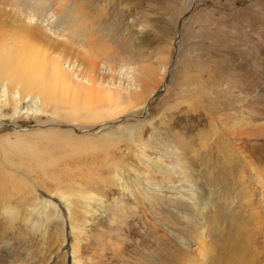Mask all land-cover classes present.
Instances as JSON below:
<instances>
[{
	"label": "rangeland",
	"instance_id": "rangeland-1",
	"mask_svg": "<svg viewBox=\"0 0 264 264\" xmlns=\"http://www.w3.org/2000/svg\"><path fill=\"white\" fill-rule=\"evenodd\" d=\"M1 9L48 37L44 49L23 33L8 40L15 61L44 51L68 81L51 80L54 101L40 110L0 91V264H155L172 249L226 263L240 246L238 264H264V0ZM94 88L121 97L100 101Z\"/></svg>",
	"mask_w": 264,
	"mask_h": 264
},
{
	"label": "bare ground",
	"instance_id": "bare-ground-1",
	"mask_svg": "<svg viewBox=\"0 0 264 264\" xmlns=\"http://www.w3.org/2000/svg\"><path fill=\"white\" fill-rule=\"evenodd\" d=\"M77 7H78V9L80 8L78 5H77ZM2 9L0 10V91H2V95L10 93L12 95L11 98L16 102H18L20 100V97H19L20 95H24L25 98L32 100V102L34 103L37 110H40L47 101H49V100L51 101V99L52 100L54 99V97L52 96L53 92H51V88L49 86L51 80H53L52 82H54V80H55L56 83L58 80H61V81H59L61 83L68 81L67 73H65L62 70L58 61L55 59V57L47 55L44 51L42 53H39V54L38 53L37 54H34V53L31 54L30 53L28 55L30 59L35 58V61H36V63L34 62L35 64H32L33 59L31 60L32 63H28L27 62L28 59L24 60L23 64H22L23 60L18 61V59H17L18 62L15 61V57L13 55L14 53L7 50V47L9 46L8 44H12V42H9L8 40H10V41L14 40L13 45H15L16 44L15 41H17V37H15V36H20L23 33V35H25L29 38V41L32 43L33 48L35 47L36 44H38V45H40V47H42V49H44L49 44L48 37H47V34L41 30L39 25H36V23H32L31 20H25L26 22L23 21V23H18L17 22L18 20L16 17H15L16 19L14 18V15L12 16L9 11L5 12ZM76 12H77L76 14L79 15V10H76ZM3 24L7 25L8 28L7 27L2 28L5 26ZM78 24H80V22ZM1 25H3V26H1ZM20 40H22V39H20ZM57 44L62 45L64 43L63 42H55L54 43V45H57ZM28 46H30V45H28ZM28 48H30V47H28ZM63 49L65 50V48H63ZM70 50H71V48H70ZM88 61L90 62V60H88ZM41 67L44 69L42 70ZM52 85H54V83ZM94 90L96 91V93H94V94L99 96L98 98L100 99V101L114 102L118 98L121 97L120 94H116V93L112 94L113 92L105 90V89H101L102 90L101 91V90L94 88ZM97 91H98V93H100L99 91H101L102 93L98 95ZM138 94H140V93L138 92ZM4 100H5L4 98H0V103L3 102ZM127 130H128L129 137H130L132 134V130H131V128H128ZM25 138L26 137L20 138L18 136V138H16V140L15 139L14 140L17 142V144L21 143L23 146H25V143H27L26 140H24ZM8 142H9V139L7 138V136H4V137L0 136V147H1L0 151H2V150L4 151V149L6 148L5 146ZM15 145H16V143H15ZM26 146L27 147L25 148V150H27L29 143ZM31 147L33 148V150L35 149V146L30 145V148ZM189 150L190 149L187 148L188 154H189ZM31 151L32 150L28 151L29 155L31 154ZM188 157H190V156L188 155ZM259 172H260V175L263 179V184H264V165L259 169ZM196 177L199 178V175L197 172H196ZM47 203H49V200L47 201ZM196 210H197V212H196V218H195V232L201 238L204 236L205 230L208 227L207 226L208 220H210L209 219V200H208L207 194L202 193L198 197ZM217 216H218V214H217ZM183 243L186 246L188 245V242L186 240L183 241ZM243 251H244V247L242 249V247L240 246L239 250L233 251L231 257L229 258V261L226 263H224V262L220 263V261L217 260V258L211 256L210 260H209V264H228V263L229 264H238L239 261L243 260L242 259ZM164 255H165V253H164ZM155 259H157V262L155 264H191L190 263L191 260H189V261L185 260L184 261L182 258L181 252L179 250H175V249L174 250L172 249V254L166 255V256L161 257V258L158 257Z\"/></svg>",
	"mask_w": 264,
	"mask_h": 264
},
{
	"label": "water",
	"instance_id": "water-1",
	"mask_svg": "<svg viewBox=\"0 0 264 264\" xmlns=\"http://www.w3.org/2000/svg\"><path fill=\"white\" fill-rule=\"evenodd\" d=\"M173 59H174V56H173ZM172 59V61H173ZM162 89H159L154 95H156L157 93H159Z\"/></svg>",
	"mask_w": 264,
	"mask_h": 264
}]
</instances>
